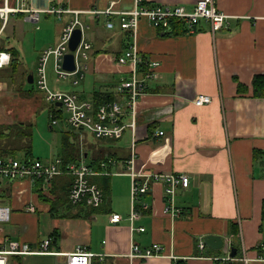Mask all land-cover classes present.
Listing matches in <instances>:
<instances>
[{
	"label": "crops",
	"instance_id": "obj_1",
	"mask_svg": "<svg viewBox=\"0 0 264 264\" xmlns=\"http://www.w3.org/2000/svg\"><path fill=\"white\" fill-rule=\"evenodd\" d=\"M197 1L143 0L149 6L184 4L187 8ZM5 3L6 0H0V7ZM215 3L228 15L227 24L217 31L205 18L192 29L186 25V31L174 32L172 25L158 28L144 16L134 37L131 29L121 27L117 13L130 9L134 0H8L11 7L22 5L39 12L38 20H33L29 11L16 12L20 20L42 19L37 29H50L46 44L39 46L37 38L34 39L35 47H41L39 61L42 51L59 43L63 28L76 16L85 23V29L93 28L87 36L83 29L81 36L91 44L88 58L84 59V76L78 83L70 81L79 85L88 72L95 77L90 94H85V84L70 90L80 102L91 104L89 114H95L106 101L124 97L116 86L121 78L130 75L132 64L119 63L117 57L131 44L146 59L157 60L159 64L156 77L147 82L138 101L135 133L129 127L120 137H97L90 131L93 139L88 141L82 132L86 129L74 127L69 116L64 117L67 109L60 102L46 100L53 105L51 125L65 121L75 129L73 133L66 131L64 137L73 152L63 140V152L54 158L43 159L32 153L28 156L26 150L13 155L5 150L0 156L17 157L23 151L20 159L36 158L44 162L60 159L63 168L84 163L94 172L88 175L89 180L102 189L104 199L98 206L72 203L70 173L55 175L46 187L40 180H0V203L11 208L10 220L0 222V246L10 239L38 249L45 239L51 238L50 249L58 253L28 254L55 256L49 264H66L61 253L77 247L97 253L95 264H264V96L255 95L253 85L257 75H264V0H215ZM108 7L116 12H104ZM9 21L0 37V49L11 52L10 47H15L20 66L25 51L23 41L18 45L20 38L14 44L3 41ZM108 21L113 22L112 27ZM12 32L15 33V27ZM8 67H0L1 75L8 77L2 80L0 75V99L7 90L4 85H14L19 73L17 70L11 76ZM50 71L60 78L54 57L47 62L48 81ZM30 74L33 73L24 72L19 78V87L24 90L26 83H36L37 72L33 74V82L28 80ZM34 89V95L39 94V88ZM95 91L113 92L116 98L97 103ZM199 93L209 94L211 102L195 104L193 99ZM43 100L41 96L35 110ZM54 116L56 122L52 121ZM131 119L126 111L124 121ZM17 122L0 106V124ZM8 127L4 129L9 135L12 130ZM160 130L164 132L158 134ZM12 147L15 146L7 148ZM152 172L187 173L190 183L186 187L180 185L171 201L165 182L147 177ZM134 178L147 179L149 187L135 201L140 215L132 222ZM8 190L11 191L7 193ZM168 205L176 211H167ZM114 212L122 215L120 221L110 220ZM132 225L145 228L132 229ZM207 234L221 235L222 247L208 245L204 239ZM201 240L205 242L203 248L199 246ZM133 242L141 248L160 243L164 254L130 257ZM16 256L21 255H12L15 264L19 260Z\"/></svg>",
	"mask_w": 264,
	"mask_h": 264
},
{
	"label": "built area",
	"instance_id": "obj_2",
	"mask_svg": "<svg viewBox=\"0 0 264 264\" xmlns=\"http://www.w3.org/2000/svg\"><path fill=\"white\" fill-rule=\"evenodd\" d=\"M54 9H48L52 11ZM20 11H29L33 20H38L39 12L29 7L17 5L11 7L8 5V0L4 6L0 7V37L5 29L11 13ZM99 12V11H96ZM104 12L114 13L111 7H108ZM78 13V11H76ZM120 14V25L122 28L131 29L132 34L136 37L139 20L141 17H147L151 24L158 28H170L171 20L182 19L190 28H194L201 18L208 19L211 22L214 31L224 27L228 20V15L220 11L216 7L215 0H198L192 8H187L184 4H165L149 6L145 5L143 0H134V4L130 9L118 10ZM85 23L75 17L62 30L61 39L55 46L44 49L41 53L40 61L37 66V87L45 91V97L51 102H60L69 112V122L77 128L88 129L95 133L97 137H120L125 128L129 127L133 133L137 129V105L140 97L144 94L147 82L156 77V67L159 64L157 60H148L136 47L131 44L123 54L117 57L119 63L131 62L132 70L129 76L120 79L116 86L118 93L123 94L121 100L106 101L99 105L95 114H89L88 109L91 104L88 102H80L77 94L70 91L52 90L48 85L47 62L51 57H54L55 68L60 78H69L74 76L72 81L78 83L83 78L86 63L81 59L88 58L91 44L83 37L75 50L69 47V40L75 28L79 27L83 31ZM108 26H113L112 21H108ZM72 51L75 57L76 68L72 71L65 69L62 65V60L65 53ZM12 60L11 52L0 49V67L8 65ZM212 97L206 93L197 94L193 101L197 105H203L211 102ZM129 111L132 119L130 122L124 121L125 112ZM53 122L57 121L54 116ZM164 131H158L162 134ZM133 144H135L133 142ZM135 153L131 155L129 160L131 164L134 161ZM60 173H70L73 175L72 185L69 191V200L72 203H85L91 206H98L102 203L104 196L102 189L94 182L89 180L88 175L94 173L89 166L84 163L70 164L67 168L60 165V159L54 162H44L41 159H20L13 156H0V180H10L12 182L22 179L29 181L40 180L46 187L51 179ZM136 176L137 173H133ZM152 176L155 179H160L165 182V191L169 194L172 201L176 194L177 188L188 186L190 176L187 173H166L152 172L147 174V177ZM149 187L148 180L139 181L133 179L132 183V211L130 220L138 218L140 213L135 208V201L140 193L145 192ZM167 211H176L170 205L166 206ZM11 218V208L7 204L0 203V222H7ZM122 219V215L114 212L110 216L112 222H118ZM132 229H141L143 226H131ZM51 238L45 239L40 248L34 249L30 244L18 240H8L0 246V264H8L9 257L12 255H28V254H56L58 252L50 249ZM200 247H205L203 240L199 243ZM164 246L160 243H153L151 246L141 248L137 243H132L129 252L130 257H149L154 255H162ZM65 255L66 264H92V258L97 254L88 251L82 247H77L73 251L61 253ZM171 256L175 257L173 254Z\"/></svg>",
	"mask_w": 264,
	"mask_h": 264
},
{
	"label": "rangeland",
	"instance_id": "obj_3",
	"mask_svg": "<svg viewBox=\"0 0 264 264\" xmlns=\"http://www.w3.org/2000/svg\"><path fill=\"white\" fill-rule=\"evenodd\" d=\"M16 13L10 14V21L8 30L5 31L3 34V41L5 40L7 43L11 41V44L17 42L18 38L20 40L18 41L17 45L23 41L24 45V53L21 55V65L18 66L19 73L17 74V77H15V88L11 90V86H8L5 84L4 87L7 88L4 92L1 94L0 99V106L4 108L5 111L9 113L10 119L12 118L13 121H27L24 122L23 128L26 127L27 131L31 133L29 136L25 135H18L15 133L16 130H18L20 125L18 122L11 126L12 132L6 136L3 140H0V150L2 152H5V148L8 146H20V145H31L32 144V154L35 157H41L43 159L45 158H54L56 156H60L63 152L62 145L63 140L65 137L66 131L73 133L75 129L68 125L65 121H61L58 124L51 125V110L53 108L52 104H49L45 97V91L39 89L38 93L44 98L43 103L41 106H38V108L35 110V106L41 103V96L39 94H33L32 98L22 95L18 91L19 89V78L21 75L26 73H33L36 75L37 72V66L39 61V51L41 47H35L34 45V39L37 38L39 41V46L42 44H46L51 33L48 32L50 29L44 28L41 31L40 29H37V25L40 24V21L32 22L28 20H20L17 16H15ZM15 27V33L12 32V29ZM93 28H87L85 29L86 36L91 32ZM23 32L25 34L23 35ZM23 35V36H20ZM16 45V46H17ZM84 61V59H81ZM51 63H49V69H51ZM8 74H10L9 71H7ZM51 75L49 76L48 85L52 90H62V91H70V90H76L81 87V85L85 84L86 86V92L85 94H90L93 88V82L95 81V77L90 74L89 72L86 73L85 79L81 81V84L74 86L70 83L72 80L71 77L69 78H57L54 72L50 71ZM1 75V70H0ZM20 75V76H19ZM1 79L5 80L8 79V77H4V74L1 75ZM17 80V81H16ZM34 83H26L23 88L29 89L37 88V86ZM28 94V93H26ZM47 100V101H46ZM33 113V114H32ZM32 114V116H30ZM69 113L64 109V117H68ZM30 117V118H29ZM18 124V125H17ZM33 124V128L31 125ZM83 135L85 136V139L88 141H91L93 138V134L90 132V130L86 129L85 131H82ZM72 139L74 138L73 135L71 136ZM127 138V135L126 137ZM123 139V144L126 143L127 140ZM120 146L122 144L120 143ZM4 148V149H3ZM124 150H126V147H124ZM24 156L23 151H19L17 154V157L22 158ZM68 176V175H66ZM70 177V176H69ZM116 180V178H115ZM1 190V187H0ZM11 190H8L7 193H9ZM18 257V256H16ZM55 256H49V255H21V257H18L17 264H49L52 263L53 260H55ZM16 259V258H15ZM15 259L10 257L9 264H15Z\"/></svg>",
	"mask_w": 264,
	"mask_h": 264
},
{
	"label": "trees",
	"instance_id": "obj_4",
	"mask_svg": "<svg viewBox=\"0 0 264 264\" xmlns=\"http://www.w3.org/2000/svg\"><path fill=\"white\" fill-rule=\"evenodd\" d=\"M171 25L174 29V32H180V31L184 32L187 30L186 24L182 19L171 20ZM1 48H4V47L2 46ZM10 49H11V55L13 57H12L11 62L8 64L9 67L7 68V70L10 72V75L13 76L15 74V72L18 70L17 68L19 66L18 50L15 47H10ZM10 85H11V87H13V89L15 88V86L13 84H10ZM253 85H254V94L257 96H264V75H257L254 78ZM18 91L23 93V94H26V93L34 94L35 93L34 92L35 89L33 86H32V88L25 89V90L22 89L21 87H19ZM94 97H95V100L97 103L105 101V100H110V99L116 98L113 92H102V91H95ZM19 124L20 125L17 124L19 126V128H18V130L15 131L16 134L25 135V136L31 135V133L27 131L26 127H24V128L22 127V126H24L23 122H21ZM12 125H14V124H12ZM8 126H10V125L0 124V140H2L3 138H5L8 135V133L5 132V129L9 128ZM31 127L33 128V124L31 125ZM64 143H65V147H69L71 149L70 152H73V149L71 148L70 143H68L67 139H65V138H64ZM20 146L12 147L11 149L7 148L5 150L7 152H10L12 155L15 154L18 150H26L27 155L31 156V153H32V148H31L32 146L31 145H26V146L20 145ZM0 153H3L2 150H0ZM39 183H40V181H39ZM71 184H72V182H71ZM67 185H68L67 183L64 184V187L66 189H67ZM42 196H46V195L43 194ZM262 213H263V218H264V202H263ZM92 263L95 264L94 257H93Z\"/></svg>",
	"mask_w": 264,
	"mask_h": 264
},
{
	"label": "water",
	"instance_id": "obj_5",
	"mask_svg": "<svg viewBox=\"0 0 264 264\" xmlns=\"http://www.w3.org/2000/svg\"><path fill=\"white\" fill-rule=\"evenodd\" d=\"M81 36H82L81 28L79 27L75 28L69 40V47L71 50H75L77 48L81 40ZM63 67L69 71H72L76 68L75 57L72 51L65 53L64 59H63ZM28 80L30 82H33V74L29 75ZM204 239L208 245L213 246V247H222L224 243V239L221 235L207 234L205 235ZM235 251H236V248L233 247L232 252H231L232 256L236 254Z\"/></svg>",
	"mask_w": 264,
	"mask_h": 264
}]
</instances>
